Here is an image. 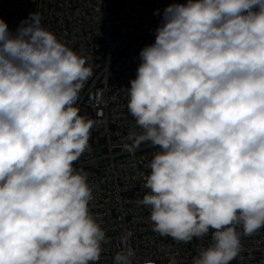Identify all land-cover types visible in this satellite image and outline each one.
<instances>
[{
  "label": "clouds",
  "instance_id": "obj_1",
  "mask_svg": "<svg viewBox=\"0 0 264 264\" xmlns=\"http://www.w3.org/2000/svg\"><path fill=\"white\" fill-rule=\"evenodd\" d=\"M123 145L159 148L138 203L153 231L188 243L211 232L193 264H230L241 236L264 228V0L171 3L140 51ZM88 58L42 26L0 19V264H97L105 231L74 163L97 121L77 106ZM242 226V233L237 231ZM118 251L113 264H133ZM146 264H153L147 261Z\"/></svg>",
  "mask_w": 264,
  "mask_h": 264
},
{
  "label": "built area",
  "instance_id": "obj_2",
  "mask_svg": "<svg viewBox=\"0 0 264 264\" xmlns=\"http://www.w3.org/2000/svg\"><path fill=\"white\" fill-rule=\"evenodd\" d=\"M185 0H0V19L11 32L38 11L42 26L57 39L88 58L93 76L77 106L97 123L89 147L74 163L87 173L94 199L90 214L105 231L106 242L97 264H113L118 251L132 248L133 264H193L212 241L211 232L191 242H177L153 231L151 209L138 203L149 164L159 148L142 143L134 152L124 150L126 137L139 132L127 111L130 80L136 76L140 51L155 42L163 10ZM242 233V226H237ZM242 249L230 264H264V228L241 236Z\"/></svg>",
  "mask_w": 264,
  "mask_h": 264
}]
</instances>
